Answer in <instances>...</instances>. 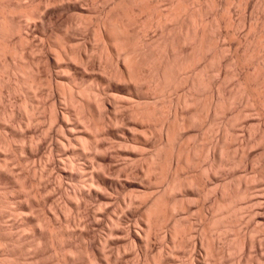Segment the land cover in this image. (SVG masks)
Instances as JSON below:
<instances>
[{"label":"bare ground","instance_id":"1","mask_svg":"<svg viewBox=\"0 0 264 264\" xmlns=\"http://www.w3.org/2000/svg\"><path fill=\"white\" fill-rule=\"evenodd\" d=\"M189 248L264 264V0H0V264Z\"/></svg>","mask_w":264,"mask_h":264},{"label":"rangeland","instance_id":"2","mask_svg":"<svg viewBox=\"0 0 264 264\" xmlns=\"http://www.w3.org/2000/svg\"><path fill=\"white\" fill-rule=\"evenodd\" d=\"M256 1H258V0H256ZM103 6L105 7L106 5L100 3L99 9H103V8H104ZM239 11H240V10H239ZM239 11H238V14L241 12V11H240V12H239ZM241 13H242V12H241ZM241 13H240L239 15H241ZM70 15H72V13H71ZM239 15H238V16H239ZM72 16H73V15H72ZM23 129H24V128H22V130H23ZM251 151H252V150H251ZM125 161L127 162L128 160H123L122 163H126ZM128 163H131V164H132L133 162H128ZM132 165H133V164H132ZM88 172H89V170H88ZM88 172H86L87 175H88ZM90 172H91V171H90ZM90 172H89V173H90ZM86 173H85V176H84V177L87 176ZM87 177H88V176H87ZM87 177H86V178H87ZM113 178H114V176L112 177V179H113ZM84 179H85V178H84ZM114 179H115V178H114ZM126 195H127V194H126ZM117 213H118V214H121L122 212H121V213L117 212ZM117 213H115V215L118 217L119 215H118ZM122 215H123V213L120 215V217H121ZM192 217L195 218V216H193V215H192ZM3 223H4V222H3ZM110 224H112V223H110ZM134 225H135V224H133V227H134ZM136 225H137V224H136ZM113 226H117V225H116V224H113ZM135 227H136V226H135ZM132 248H133V247H132ZM184 250H185V251H184V253H183V255H182L183 257L180 256L181 258H179L180 261H183L182 259H184L185 261H183V262L189 261L188 264H193V263H194L193 255H192L193 252L190 250V248H189V249H184ZM190 251H191V253H190ZM188 252H189V253H188ZM187 254H188V255H187ZM189 256H191V257H189ZM187 259H188V260H187ZM183 262H182V263L179 262V264H183ZM192 262H193V263H192Z\"/></svg>","mask_w":264,"mask_h":264}]
</instances>
